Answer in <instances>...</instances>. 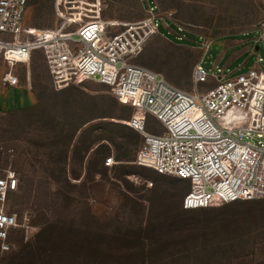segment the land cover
<instances>
[{
  "label": "rangeland",
  "instance_id": "374dc122",
  "mask_svg": "<svg viewBox=\"0 0 264 264\" xmlns=\"http://www.w3.org/2000/svg\"><path fill=\"white\" fill-rule=\"evenodd\" d=\"M148 3L164 20H158L160 36L136 64L189 93L196 90L192 75L199 61L213 75L224 50L220 39L238 37L250 46L264 20V0H29L23 37L45 39L66 21L71 32L94 20L139 22L149 16ZM177 28L202 38V44L212 42L210 48L201 52L200 44H173L169 40ZM259 47V55L246 52L240 62L245 66L229 67L228 74L248 73L259 56L264 67V45ZM8 71L0 62V172L17 173L19 190L9 197V212L19 219L30 214L32 224L30 231L11 233V251L0 252V264H20L15 255L45 230L61 235L62 242L40 251L34 264H264V210L246 216L222 204L185 212L189 184L137 165L143 136L137 132L138 147L127 130L109 126L130 128L126 122L135 113L109 87L82 79L55 83L41 50L30 65L15 68L17 89L1 85ZM146 130L165 131L152 117ZM109 134L119 138L134 162H118L119 150L104 141L110 148L109 154L102 151L105 159L113 157L116 164L101 169L95 138ZM133 234L143 247L130 257L125 242H132ZM115 244L118 251L112 250Z\"/></svg>",
  "mask_w": 264,
  "mask_h": 264
},
{
  "label": "built area",
  "instance_id": "2783aa9c",
  "mask_svg": "<svg viewBox=\"0 0 264 264\" xmlns=\"http://www.w3.org/2000/svg\"><path fill=\"white\" fill-rule=\"evenodd\" d=\"M28 7L29 0H0V62L9 67L2 86L18 88L15 68L30 65L33 53L41 50L55 83L82 79L105 85L135 111L126 124L144 139L137 165L187 182L185 210L264 200V67L241 75H226L215 67L209 75L201 60L193 71L196 90L189 93L163 74L136 64L149 42L160 35L161 18L150 3L145 20H94L74 32L67 31L71 21H66L38 41L23 37ZM258 34L257 42L264 45V20ZM211 43L204 42L201 48L207 51ZM211 81L215 86L199 89ZM149 117L164 128L163 134L147 132ZM115 164L113 157L105 160L106 167ZM18 190L17 173L0 172L2 254L11 251L12 232L31 230L30 214L19 219L9 212V197Z\"/></svg>",
  "mask_w": 264,
  "mask_h": 264
},
{
  "label": "trees",
  "instance_id": "16d2710c",
  "mask_svg": "<svg viewBox=\"0 0 264 264\" xmlns=\"http://www.w3.org/2000/svg\"><path fill=\"white\" fill-rule=\"evenodd\" d=\"M29 108V107H28ZM26 108V109H28ZM109 126H113L117 129H124L127 130L130 133V139L132 141V144H136L138 145V147L141 144V140L139 135L137 134V132H135L133 129L128 128V127H124L121 125H109ZM83 124L80 125L76 131H79V128H82ZM119 138H116L114 136H112V134L109 135H98L95 138V147H97L95 149V155L98 157L99 156V160H100V165H101V169L103 171H107L108 168L105 166V153L103 154L102 151L105 150L106 154L110 153V148L101 144L104 141L109 142L112 145H115V147H117V149L119 150V153L116 155V159L118 162H122V163H132L134 162V157L130 154L129 151L127 150H123V145L118 143ZM122 140V139H120ZM125 140V139H124ZM127 139V141H129ZM119 147V148H118ZM102 153V155H101ZM190 190V189H189ZM189 192V191H188ZM187 192V193H188ZM186 193V194H187ZM186 194H184V197L186 196ZM183 206V205H182ZM227 208L236 211V210H241L242 212L241 215H246L248 216L251 211H258L259 210H264V200H257V201H239V202H235V203H231V204H227L226 205ZM185 212H207V209H201V210H185ZM131 240L132 242H125L126 244V248H128L127 251H125L124 253H129L130 257H133L134 254H139L142 250V245H141V238L139 235L133 234V236H131ZM62 242V236L61 235H57V236H53L51 232L45 230L42 234L39 235L38 241L36 243H30L27 244L23 247V249L17 254L15 255V260H20L19 263L20 264H34V261L37 258V255L40 253V251H51L52 249H56L58 245V242ZM116 247H112V250H116L118 251V245L119 244H115Z\"/></svg>",
  "mask_w": 264,
  "mask_h": 264
},
{
  "label": "crops",
  "instance_id": "0c3cea01",
  "mask_svg": "<svg viewBox=\"0 0 264 264\" xmlns=\"http://www.w3.org/2000/svg\"><path fill=\"white\" fill-rule=\"evenodd\" d=\"M168 29H170V27ZM171 35H174L175 37H174V39H171V37H170V39L172 41L177 42L180 45L186 44L187 46H193L194 44H200V46H198L197 48L202 52V48H201V44L203 42L202 38H199V40H198L196 38L197 36H195L191 33L185 32L184 30H182L180 28H177V32L172 31ZM257 35H259L258 31H257ZM163 38L168 40L166 37H163ZM171 40H169V41L171 42ZM220 40L223 41L224 50H223V53L218 60V65L216 67H218V69H220V70H223L226 75H236V74H234V73H236V70H231L230 74H228V71H229L228 68L231 67L232 69H234L235 67H238L237 65L240 64L242 59L245 57L246 52L252 50L253 53H255L257 55L260 54L259 53L260 47H259V43L257 42V37L251 41L250 46H248V44L244 40H242L238 37L223 38ZM180 45H178V46H180ZM260 59H262L261 56H259V59L256 61V64L253 65L250 68V70L255 69V68H257V69L260 68L259 67L260 65L258 64V61ZM245 64L244 65L240 64V65L243 68L245 66ZM241 74L242 73L237 74V75H241ZM192 79H193V75H192ZM213 86H215V83L213 84ZM9 89H17V88H9Z\"/></svg>",
  "mask_w": 264,
  "mask_h": 264
},
{
  "label": "flooded vegetation",
  "instance_id": "af4514ba",
  "mask_svg": "<svg viewBox=\"0 0 264 264\" xmlns=\"http://www.w3.org/2000/svg\"><path fill=\"white\" fill-rule=\"evenodd\" d=\"M171 42H172L173 44H175V45H180V44H178V43L175 42V41H172V40H171Z\"/></svg>",
  "mask_w": 264,
  "mask_h": 264
}]
</instances>
